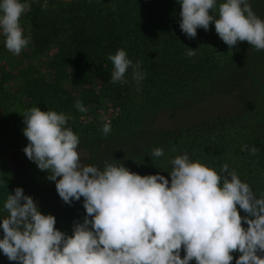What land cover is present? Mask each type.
Listing matches in <instances>:
<instances>
[{
	"label": "trees",
	"instance_id": "16d2710c",
	"mask_svg": "<svg viewBox=\"0 0 264 264\" xmlns=\"http://www.w3.org/2000/svg\"><path fill=\"white\" fill-rule=\"evenodd\" d=\"M250 3L264 18V0ZM180 11L177 0H68L54 9L35 7L31 18L35 50L53 53L50 75L26 80L30 95L26 108L47 101L45 96L64 95L66 112L77 111L73 93L62 82L97 77L108 90L114 115L107 135L102 131L105 123L95 121L93 127L82 129L74 118L69 121L80 137L78 151L85 164L102 166L113 158L133 172H160L170 181V160L188 152L217 170L227 163L258 196L264 194V50L247 41L229 48L213 22L208 30L198 28L190 39L179 26ZM187 47L196 49V55L188 56ZM119 48L134 62L140 61L146 72L139 90L131 70L125 74L126 83L111 80L114 65L108 56ZM47 106L58 107L53 100ZM17 121L8 118L0 127V208L8 192L20 186L38 201L42 213L56 217V228L71 235L74 222H82L86 215L84 197L72 204L63 201L48 171L39 169L23 151L29 143L23 132L26 125L18 127ZM253 146L258 149L255 154L250 151ZM156 147L163 149V156H152ZM242 224L247 227L243 220ZM184 254L182 248L181 258ZM232 254L230 264H235L242 253ZM0 260L19 264L2 250Z\"/></svg>",
	"mask_w": 264,
	"mask_h": 264
},
{
	"label": "clouds",
	"instance_id": "9594fccd",
	"mask_svg": "<svg viewBox=\"0 0 264 264\" xmlns=\"http://www.w3.org/2000/svg\"><path fill=\"white\" fill-rule=\"evenodd\" d=\"M34 2L38 0H0V34L13 54H20L31 40L21 17ZM177 2L179 26L188 38L196 37L198 28L208 30L213 22L229 48L247 41L264 50V18L250 0ZM187 55L195 56L196 49L187 47ZM108 59L114 65L112 82L126 83L125 74L131 70L139 90L146 76L141 62H134L124 48L109 53ZM75 107L88 111L81 100ZM23 118L29 141L23 151L39 169L48 171L63 201L72 204L84 197L86 215L82 222H74L68 235L55 227L53 214L42 213L38 201L17 186L0 208V250L10 261L190 264L194 259L196 264H230L232 253L239 252L235 264H264V194L258 196L227 163L217 170L184 152L170 160V181L160 172H133L113 158L102 166L85 164L78 151L80 137L69 124L70 114L33 106ZM102 131L107 135L111 123L106 122ZM250 151L255 154L258 149L253 146ZM163 155L161 147L152 151V156Z\"/></svg>",
	"mask_w": 264,
	"mask_h": 264
},
{
	"label": "rangeland",
	"instance_id": "374dc122",
	"mask_svg": "<svg viewBox=\"0 0 264 264\" xmlns=\"http://www.w3.org/2000/svg\"><path fill=\"white\" fill-rule=\"evenodd\" d=\"M66 1L68 0H38V2H34L31 10L21 17L25 33L31 34L32 11H34L35 7H41L46 10L54 9ZM52 53L53 51L49 49L37 52L31 38L28 46L20 54H13L6 48L4 37L0 34V127L2 122L11 117L18 119L16 126L25 125L23 114L27 110L26 105L30 100V95L28 94L29 86L26 80L34 76L37 77L39 74L50 75L51 71L48 68V61ZM62 85L65 90L73 93L75 97L74 107L76 101L81 100L88 109L87 112L83 113L78 109L77 111L73 108L68 110L72 119L76 120L79 128L89 129L93 127L95 121L102 123L112 121L114 114L107 98L108 90L104 89L102 80L100 81L97 77L84 81L64 80ZM63 96L59 99L45 96L44 99L47 101H41L38 107L46 111L51 108L47 106V102L53 100L58 105L56 111L67 113L66 108H64L65 100H63ZM0 264L5 263L0 260Z\"/></svg>",
	"mask_w": 264,
	"mask_h": 264
}]
</instances>
